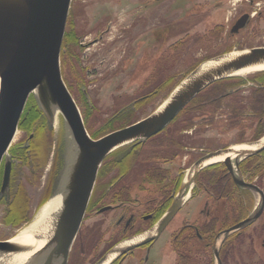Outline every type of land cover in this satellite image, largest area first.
Returning a JSON list of instances; mask_svg holds the SVG:
<instances>
[{
    "label": "flooded vegetation",
    "instance_id": "af4514ba",
    "mask_svg": "<svg viewBox=\"0 0 264 264\" xmlns=\"http://www.w3.org/2000/svg\"><path fill=\"white\" fill-rule=\"evenodd\" d=\"M250 11L237 14L234 24L249 15V25L254 18ZM257 15L262 16V12ZM231 29L229 34L236 36L245 28L236 34ZM143 37H148L147 32ZM165 78L161 84H154L152 90L148 89V82L141 83L138 98L114 115L110 124L129 116L131 108L172 85L173 80ZM145 118L109 128L112 130L99 136L89 134L99 139ZM37 136L30 134L10 150L11 194L8 202L0 199V205L7 209V222L16 216L12 208L15 178L25 165L33 168L34 176L46 166L47 158L41 164L35 163L33 143ZM263 137L264 72L213 84L159 134L144 144L125 146L103 161L67 264H98L124 243L131 248L122 249L108 264H264V150L248 157L242 153L235 160L226 157L208 163L230 154L236 146L250 145ZM59 152L58 147L52 152L37 208L50 196L54 175L61 164ZM219 152L205 163L193 184H188L192 178L190 169L204 157ZM4 165L3 161L0 189ZM234 176L248 187H239ZM182 193L187 194L188 202L157 234L158 222ZM261 207L262 212L253 223L238 228Z\"/></svg>",
    "mask_w": 264,
    "mask_h": 264
},
{
    "label": "water",
    "instance_id": "95a60500",
    "mask_svg": "<svg viewBox=\"0 0 264 264\" xmlns=\"http://www.w3.org/2000/svg\"><path fill=\"white\" fill-rule=\"evenodd\" d=\"M73 0H0V167L5 162L0 199L9 201L11 194L12 155L10 150L26 110L33 98L47 121L49 130L58 132L60 165L54 175L51 193L42 208L53 199H60L51 212L47 233L34 234L36 246L16 244L12 239L0 241V259L7 255L33 253L25 264H67L74 242L81 229L103 161L117 150L144 144L163 131L200 93L215 83L264 72V47L233 50L201 63L170 93L165 101L145 119L93 139L86 129L81 111L68 89L61 67L62 46ZM249 15L239 18L232 34L247 27ZM246 71H253L241 75ZM33 136V134L31 135ZM255 147L243 152L245 157L264 150V137ZM208 155L190 169L188 184H193L208 160ZM229 170L234 171L226 161ZM239 163H236L238 170ZM239 171V170H238ZM240 187H248L235 178ZM180 195L157 224L159 234L188 202ZM106 209L102 210L105 211ZM238 228L249 226L261 214ZM35 219V220H36ZM32 221L28 226L32 225ZM237 228V229H238ZM124 243L105 255L98 264H108L120 251L131 247ZM135 247V246H132Z\"/></svg>",
    "mask_w": 264,
    "mask_h": 264
},
{
    "label": "rangeland",
    "instance_id": "374dc122",
    "mask_svg": "<svg viewBox=\"0 0 264 264\" xmlns=\"http://www.w3.org/2000/svg\"><path fill=\"white\" fill-rule=\"evenodd\" d=\"M248 10L254 18L231 36L237 14ZM67 23L66 31L73 29L79 44H66L70 55L61 54L62 75L85 126L95 136L152 114L204 61L235 49L264 46V0H73ZM164 78H173L172 85L110 124L114 115L138 98L141 83L148 82L152 90ZM60 122L57 133L49 130L45 117L30 129L19 128L12 148L38 134L33 143L35 163L47 158L46 166L34 176L33 168L25 165L15 178L16 216L7 222V209L0 205V240L12 239L36 219Z\"/></svg>",
    "mask_w": 264,
    "mask_h": 264
},
{
    "label": "bare ground",
    "instance_id": "6f19581e",
    "mask_svg": "<svg viewBox=\"0 0 264 264\" xmlns=\"http://www.w3.org/2000/svg\"><path fill=\"white\" fill-rule=\"evenodd\" d=\"M250 72H253V71H246V72L241 73V75L243 74L247 75ZM17 135L15 139L17 138ZM254 148L255 147H251L250 145L236 146L233 148L230 154L218 156L214 158L213 160L209 161L208 163L220 162L224 160V158L226 157L230 158L231 160H235L236 157H238L239 155H242L243 152L252 150ZM59 200L60 199L56 198V199L51 200L49 203H47L42 208L35 222L32 225L26 226L25 228H23L15 237L12 238V241L16 244H22L26 246H36L34 243V239H33L34 234L47 233L49 225H50L51 212L55 210ZM32 253H33V250H31V252L29 253H23V254H18V255H7L3 257L2 259H0V264H25Z\"/></svg>",
    "mask_w": 264,
    "mask_h": 264
},
{
    "label": "trees",
    "instance_id": "16d2710c",
    "mask_svg": "<svg viewBox=\"0 0 264 264\" xmlns=\"http://www.w3.org/2000/svg\"><path fill=\"white\" fill-rule=\"evenodd\" d=\"M77 41H78V37L76 35V32L73 29H71L69 31L67 30L66 34H65L64 41H63V46H62V49L64 52V53H62V57H63V55H65V53L69 54V51L68 50L66 51V49H67L66 44L74 43L75 45H77V44H79V43H77ZM171 80L169 79V81H171ZM32 101L33 100L31 98L29 103L27 104V107H26V110H25L24 115L22 117L19 128L22 127L24 129H30L33 122H35L37 119H40V118L43 119L44 118L42 112L39 110L38 107H36L34 101H33L34 104L32 103Z\"/></svg>",
    "mask_w": 264,
    "mask_h": 264
}]
</instances>
